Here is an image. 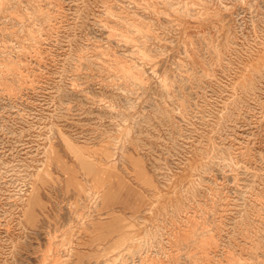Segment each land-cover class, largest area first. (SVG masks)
<instances>
[{
	"label": "rangeland",
	"instance_id": "1",
	"mask_svg": "<svg viewBox=\"0 0 264 264\" xmlns=\"http://www.w3.org/2000/svg\"><path fill=\"white\" fill-rule=\"evenodd\" d=\"M0 264H264V0H0Z\"/></svg>",
	"mask_w": 264,
	"mask_h": 264
}]
</instances>
